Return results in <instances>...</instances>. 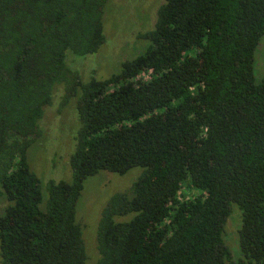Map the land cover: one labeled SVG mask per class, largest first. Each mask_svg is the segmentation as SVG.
<instances>
[{
	"label": "trees",
	"instance_id": "16d2710c",
	"mask_svg": "<svg viewBox=\"0 0 264 264\" xmlns=\"http://www.w3.org/2000/svg\"><path fill=\"white\" fill-rule=\"evenodd\" d=\"M107 3L0 0L1 264H89L84 182L134 168L102 212L96 264H264V0H165L145 51L83 84L67 53L99 52ZM61 85L81 129L72 181H49L45 199L28 151Z\"/></svg>",
	"mask_w": 264,
	"mask_h": 264
},
{
	"label": "rangeland",
	"instance_id": "374dc122",
	"mask_svg": "<svg viewBox=\"0 0 264 264\" xmlns=\"http://www.w3.org/2000/svg\"><path fill=\"white\" fill-rule=\"evenodd\" d=\"M165 0H108L104 16L106 43L98 53L86 57L67 53V64L79 73L82 83L92 78L104 80L120 72L125 61L142 54L148 46L142 35L152 30L157 21L159 8ZM257 80L264 78V36L256 55ZM66 91L57 87L52 104L46 108L41 121L42 135L28 151L31 169L42 182L47 199L46 185L49 181L73 179L70 158L75 152L81 123L77 111V96L63 104ZM142 168H134L125 175L101 171L84 182V189L77 207V217L86 240L89 264L98 260L97 233L102 212L110 198L131 189L142 174ZM4 201L0 200V214ZM120 220H125L124 218ZM241 227L240 214L234 209L225 229V241L234 260L241 257L238 232ZM1 264V256H0Z\"/></svg>",
	"mask_w": 264,
	"mask_h": 264
},
{
	"label": "flooded vegetation",
	"instance_id": "af4514ba",
	"mask_svg": "<svg viewBox=\"0 0 264 264\" xmlns=\"http://www.w3.org/2000/svg\"><path fill=\"white\" fill-rule=\"evenodd\" d=\"M236 261V260H235Z\"/></svg>",
	"mask_w": 264,
	"mask_h": 264
}]
</instances>
